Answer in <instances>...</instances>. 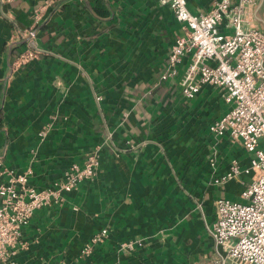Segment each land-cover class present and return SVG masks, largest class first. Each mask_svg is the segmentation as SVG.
<instances>
[{
  "label": "crops",
  "instance_id": "1",
  "mask_svg": "<svg viewBox=\"0 0 264 264\" xmlns=\"http://www.w3.org/2000/svg\"><path fill=\"white\" fill-rule=\"evenodd\" d=\"M46 1L0 4V158L44 189L109 133L112 141L92 181L36 214L18 264H208L218 252L209 232L215 201L237 199L240 189L214 185L209 159L217 155L222 175L251 155L210 135L229 109L215 89L189 102L167 84L148 94L183 25L153 0H57L37 28L38 57L20 67L27 45L11 43L8 21L30 28ZM215 1L188 0L189 9L205 12ZM248 21L264 31V0Z\"/></svg>",
  "mask_w": 264,
  "mask_h": 264
},
{
  "label": "built area",
  "instance_id": "2",
  "mask_svg": "<svg viewBox=\"0 0 264 264\" xmlns=\"http://www.w3.org/2000/svg\"><path fill=\"white\" fill-rule=\"evenodd\" d=\"M14 1L0 0V4ZM56 1L47 0L42 8L35 9L34 23L28 29L8 21L11 43L23 41L27 45L18 59L20 67L38 57L37 28L44 10ZM153 1L173 13L185 34L175 37L166 48L165 62L148 94L167 84L175 96L189 102L204 87L215 89L229 109L209 125L210 135L226 138L251 155L245 166L238 160L231 161L222 175L216 174L217 155L209 159L214 185L237 181L241 190L239 200L218 197L215 201V219L209 232L218 252L208 264H264V31L246 26L259 0H217L210 9L197 14L190 11L188 0ZM97 100L101 102L102 98L98 96ZM122 115L125 118L127 113L122 111ZM109 140L111 133L81 165L73 164L44 189L32 184L28 174H16L6 167L0 158V264H18L25 248L23 237L39 211L61 206L67 195L95 178L99 156ZM107 236L104 229L93 243ZM132 248L130 243L120 245L122 250ZM92 249L87 245L83 253L90 254Z\"/></svg>",
  "mask_w": 264,
  "mask_h": 264
},
{
  "label": "rangeland",
  "instance_id": "3",
  "mask_svg": "<svg viewBox=\"0 0 264 264\" xmlns=\"http://www.w3.org/2000/svg\"><path fill=\"white\" fill-rule=\"evenodd\" d=\"M239 187H240V185H239ZM240 190H241V187H240L239 191H240ZM239 191H238V192H239ZM236 198H237L236 200H239L238 196H237Z\"/></svg>",
  "mask_w": 264,
  "mask_h": 264
}]
</instances>
